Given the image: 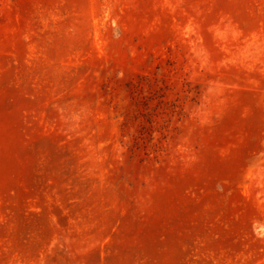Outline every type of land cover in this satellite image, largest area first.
Instances as JSON below:
<instances>
[{
  "label": "rangeland",
  "instance_id": "rangeland-1",
  "mask_svg": "<svg viewBox=\"0 0 264 264\" xmlns=\"http://www.w3.org/2000/svg\"><path fill=\"white\" fill-rule=\"evenodd\" d=\"M0 264H264V0H0Z\"/></svg>",
  "mask_w": 264,
  "mask_h": 264
}]
</instances>
